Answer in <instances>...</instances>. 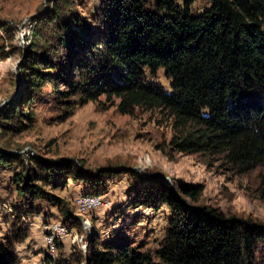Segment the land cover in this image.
I'll return each instance as SVG.
<instances>
[{
	"label": "trees",
	"instance_id": "1",
	"mask_svg": "<svg viewBox=\"0 0 264 264\" xmlns=\"http://www.w3.org/2000/svg\"><path fill=\"white\" fill-rule=\"evenodd\" d=\"M197 1L102 0L93 15L64 12L72 1H61L33 34V50L19 70L25 86L10 112L0 115V128L28 130L22 118L33 123L34 105L47 93L64 103L66 114L104 99V107L116 106L122 115L143 109L168 117L173 136L169 152L162 151L167 156H219L239 173L264 166V0H208L201 16L194 12ZM161 69L171 93L146 76L148 70L155 78ZM14 119L17 128L9 122ZM0 167L20 170L16 209L23 216L38 213L36 201H47L61 210L66 227H78L79 217L49 188L58 191L67 180L84 183V196H103L110 180L125 174L133 182L131 207L167 209L157 249L122 236L91 237L86 256L79 251L80 263L264 264V224L196 206L200 184L174 190L163 178L127 168L92 174L75 161L9 152H0ZM25 235L0 240V264H18L16 244Z\"/></svg>",
	"mask_w": 264,
	"mask_h": 264
},
{
	"label": "rangeland",
	"instance_id": "2",
	"mask_svg": "<svg viewBox=\"0 0 264 264\" xmlns=\"http://www.w3.org/2000/svg\"><path fill=\"white\" fill-rule=\"evenodd\" d=\"M61 1L68 0H0V115L10 112L25 86L19 70L26 63L28 52L33 50V34L39 22L51 15ZM71 1L68 7L62 6V11L73 9L83 15H93L102 2ZM210 6L208 0H198L193 6L194 12L201 16ZM6 54L8 57H3ZM146 76L167 93L172 92L171 80L163 69L155 78L148 70ZM46 92H50L49 89ZM101 101L66 114L64 103L47 93L34 105L35 121L31 123L22 118V125L30 126L28 130L18 133L0 128V152L52 162L75 161L84 172L85 168L92 174L127 168L143 177L150 174L163 178L174 190L181 183L200 184L204 191L196 206L211 207L228 217L264 224V166L239 173L219 156L172 152L167 156L162 151L169 152L173 136L168 117L143 109H137L133 116L122 115L116 106L104 107V99ZM9 122L15 128L20 125L15 119ZM18 176L17 167H0V240L26 234L23 241L16 244L18 264H49L46 257L57 264H85L79 261V251L86 256L93 239L122 236L155 250L165 236L167 209L131 207L128 192L133 182L128 175H121L115 183L110 180L108 193L103 196H84L85 184L74 180H67L58 191L49 188L50 193L65 200L73 215L79 217L82 226L78 222L76 228L63 225L61 210L47 201H36L34 207L38 213L23 216L16 209ZM86 197L101 198L104 205L83 215L77 201ZM55 227L66 229L67 234L58 235ZM47 240L56 251L47 249Z\"/></svg>",
	"mask_w": 264,
	"mask_h": 264
},
{
	"label": "bare ground",
	"instance_id": "3",
	"mask_svg": "<svg viewBox=\"0 0 264 264\" xmlns=\"http://www.w3.org/2000/svg\"><path fill=\"white\" fill-rule=\"evenodd\" d=\"M81 202H102V204L101 203H94V208H90L89 206H83V204L80 203V209L79 210H80V213L83 215L87 214L88 212H90L92 210L99 209L101 206L104 205L102 199L98 198V197H95V198L86 197ZM54 231L56 233H58V235H61V236H65L67 234L66 229H64L62 227H55ZM47 249L50 252L56 251L55 247L53 246V243H49V242H48V248Z\"/></svg>",
	"mask_w": 264,
	"mask_h": 264
},
{
	"label": "built area",
	"instance_id": "4",
	"mask_svg": "<svg viewBox=\"0 0 264 264\" xmlns=\"http://www.w3.org/2000/svg\"><path fill=\"white\" fill-rule=\"evenodd\" d=\"M77 202L83 204V206H89L90 208H94V203L102 204V202H79V200ZM47 242H49V240H47Z\"/></svg>",
	"mask_w": 264,
	"mask_h": 264
}]
</instances>
